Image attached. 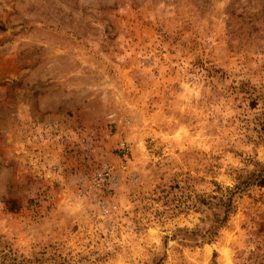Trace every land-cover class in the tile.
<instances>
[{
  "label": "rangeland",
  "instance_id": "rangeland-1",
  "mask_svg": "<svg viewBox=\"0 0 264 264\" xmlns=\"http://www.w3.org/2000/svg\"><path fill=\"white\" fill-rule=\"evenodd\" d=\"M261 174L264 0H0V264H264Z\"/></svg>",
  "mask_w": 264,
  "mask_h": 264
},
{
  "label": "built area",
  "instance_id": "built-area-1",
  "mask_svg": "<svg viewBox=\"0 0 264 264\" xmlns=\"http://www.w3.org/2000/svg\"><path fill=\"white\" fill-rule=\"evenodd\" d=\"M113 177V169L110 167H105L95 174L93 181L98 185H104L109 183L113 179Z\"/></svg>",
  "mask_w": 264,
  "mask_h": 264
},
{
  "label": "trees",
  "instance_id": "trees-1",
  "mask_svg": "<svg viewBox=\"0 0 264 264\" xmlns=\"http://www.w3.org/2000/svg\"><path fill=\"white\" fill-rule=\"evenodd\" d=\"M258 182H259V186L264 187V174H261V177Z\"/></svg>",
  "mask_w": 264,
  "mask_h": 264
}]
</instances>
